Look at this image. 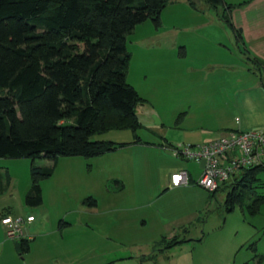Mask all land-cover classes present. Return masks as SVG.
Returning <instances> with one entry per match:
<instances>
[{
  "label": "rangeland",
  "instance_id": "rangeland-1",
  "mask_svg": "<svg viewBox=\"0 0 264 264\" xmlns=\"http://www.w3.org/2000/svg\"><path fill=\"white\" fill-rule=\"evenodd\" d=\"M228 17L223 8L211 10L202 0H170L158 29L146 21L127 36L130 63L126 81L144 100L136 108L141 126L136 134L142 142L154 143L156 129L172 146L199 145L233 127L239 116L227 96L256 78L236 82V72L242 73L246 59L237 48L234 32L225 24ZM223 58L228 59L227 68L218 66ZM205 131L211 135L204 136ZM93 140L128 143L133 134L111 131ZM128 146L116 151L115 159L101 157L100 164H94V158H60L54 174L40 183L43 202L38 207L25 203L31 166L49 167L52 162L0 159V264H264V202L256 215L247 209L254 198L264 197V172L249 189H236L243 199L232 211L225 205L229 189L222 188L212 196L194 185L180 196L177 191L160 197L163 189L152 188L143 194L144 201L155 200L159 223L154 224L151 216L142 224L146 211L131 206L122 231L114 222L115 208L106 209V205L127 203L132 200L131 190L118 189L115 177L127 179L130 156H149L144 148L133 155ZM169 147L164 149L173 158ZM190 166L196 178L199 167ZM88 197L96 200L95 210L82 205ZM175 203L180 206L171 208ZM190 207H197L200 213L185 216L188 213L183 211ZM29 214L35 222L23 227L25 238L30 237L29 251L23 254L16 249L18 242L7 237L1 219ZM254 225L257 230L250 236ZM184 228L187 233L182 232ZM175 236L190 241L163 250L161 243Z\"/></svg>",
  "mask_w": 264,
  "mask_h": 264
},
{
  "label": "trees",
  "instance_id": "trees-1",
  "mask_svg": "<svg viewBox=\"0 0 264 264\" xmlns=\"http://www.w3.org/2000/svg\"><path fill=\"white\" fill-rule=\"evenodd\" d=\"M202 1L209 9L223 8L228 14L235 7L224 0ZM169 2L0 0V159L52 162L49 167L32 164L28 206L42 204L40 183L53 175L60 158L93 159L142 142L136 134L141 127L136 108L144 100L126 81L130 63L126 38L146 21L158 29ZM225 24L239 43L240 33L229 18ZM246 60L254 71L264 67L256 58ZM125 130L133 134L131 143L93 140ZM260 172L264 167L244 170L210 193L229 189L225 205L232 211L243 199L236 189H249ZM263 202L264 197L254 198L249 213L256 215ZM82 203L92 208L97 202L88 197ZM16 241L19 252L29 251V240ZM186 241L190 240L175 236L161 244L169 250Z\"/></svg>",
  "mask_w": 264,
  "mask_h": 264
},
{
  "label": "crops",
  "instance_id": "crops-1",
  "mask_svg": "<svg viewBox=\"0 0 264 264\" xmlns=\"http://www.w3.org/2000/svg\"><path fill=\"white\" fill-rule=\"evenodd\" d=\"M224 2L226 4L236 5V7H234L232 11L229 13L228 18L230 23L233 25V28L240 33L241 42L239 41V43H237V40L235 38L237 48L240 50L238 51L241 52V55H243L245 59L247 56L250 58H256L264 64V0H224ZM231 57L233 58V56ZM220 62L221 63H219L218 66L222 68H227L229 66V62L227 58H223V61ZM231 69H234V67H231ZM241 69H243L241 74H239L240 72H236L237 84H241L240 82H243L249 76H251L252 78H256V80L254 81L252 80L246 88L244 89L237 88L236 90L231 92L229 96H227L231 98V107L233 109L232 111H236L239 118L236 117L234 119L233 127L226 129L223 133L227 131H250V130L264 129V67H261L260 71H254L251 68L250 63L246 60V67ZM170 73L171 74L173 73V69L172 72ZM202 133L204 136L211 135L210 132L207 133V131ZM223 133L219 134L217 137H212V138L217 139ZM157 134L160 136H158ZM154 137L156 138L155 139L156 143L141 142L139 144H133L128 146V148L130 147V149H132L133 155H134L133 151L141 154L142 152L140 151V149L142 148L148 149L145 151H148L149 158L145 157L139 159L136 158L137 156L136 157L130 156V163L128 164V169H127V177L125 175V178L127 179H122V177H118V176L115 177L117 178L116 183L118 189L124 190L126 187H129V189L131 190L130 192H131L132 200H127L126 201L127 203L120 201L117 207L116 206L110 207L108 206L109 203H107L106 205V209L115 208V211L118 213V215L115 218L114 222H117L119 224L117 228H120V230L122 231L126 230L127 223H126L125 214L128 211V208H131V206H133L134 209H143V211H146V214L141 217L142 224L145 222L144 221L145 217L154 216V224L159 223V221L161 220L158 215V210L157 208H155V200L144 201L143 194H145V192H147L152 188H154V191L158 190V188H161V190L162 189L163 190L159 193L160 197L165 196L166 194L170 195L173 192H177V191H181V193L179 194L180 196L181 194L185 192H189L190 190L194 189L193 186L195 185V182L199 177L201 168L199 167L198 164H196L193 161H182L175 158H171L168 155L167 151H165L166 149H164V147L172 146L173 144H171L168 141V138L166 139L165 135L162 136L160 131H156V129H154ZM172 139L175 140V138ZM209 139L210 140L206 142L214 140L211 139V137ZM132 141L128 143H131ZM115 155L116 154L113 153V154L104 155L102 157L104 158L112 157L113 159H115L114 158ZM104 158L101 157L94 158L93 160L94 164L96 162L98 164L102 163L103 160L101 159ZM69 164H72V162H69ZM138 164L140 166H138ZM192 164L198 165L199 167V172L196 178L193 176L192 173H190L191 169L189 168H191L190 165ZM178 171H185L188 174V184L186 186L173 188L170 185V176L171 174ZM235 178L236 176L233 178V180ZM125 180H127V183L125 182ZM138 200H141L142 202H139ZM153 204H154V208H153ZM177 205L180 206V204L175 203L170 205V207L174 208L176 206L177 208ZM97 207L98 205L96 207L88 208V209L95 210ZM148 209H150V212ZM189 209L190 211H183L188 213L185 214V216H188L190 214H194L196 216V214L200 213L199 212L200 209H198L197 207H190ZM151 211H154V215L152 214ZM30 216L32 215L31 214L27 215V217ZM165 221L167 224L168 220H164V222ZM34 222L35 219L33 222L25 225L31 226ZM251 229L252 232L250 231V233L248 234L250 236H254L257 230V226L256 225L251 226ZM23 238H25V235L23 236ZM29 238L30 237H28V239ZM155 244L156 243H154V245Z\"/></svg>",
  "mask_w": 264,
  "mask_h": 264
},
{
  "label": "built area",
  "instance_id": "built-area-1",
  "mask_svg": "<svg viewBox=\"0 0 264 264\" xmlns=\"http://www.w3.org/2000/svg\"><path fill=\"white\" fill-rule=\"evenodd\" d=\"M173 158L182 161H193L200 165L199 177L195 186L214 192L222 184L231 181L242 171L255 167H264V129L250 131H227L219 138L199 145H177L168 148ZM188 174L178 171L170 176L173 188L186 186ZM34 221L32 216L26 218L1 219L9 239L23 238V227Z\"/></svg>",
  "mask_w": 264,
  "mask_h": 264
},
{
  "label": "water",
  "instance_id": "water-1",
  "mask_svg": "<svg viewBox=\"0 0 264 264\" xmlns=\"http://www.w3.org/2000/svg\"><path fill=\"white\" fill-rule=\"evenodd\" d=\"M203 164H204V162L202 161V162L200 163L199 167L202 168Z\"/></svg>",
  "mask_w": 264,
  "mask_h": 264
}]
</instances>
